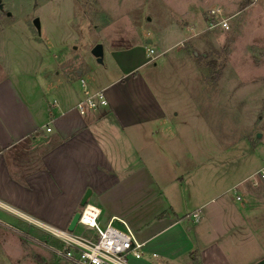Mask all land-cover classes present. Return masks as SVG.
Returning <instances> with one entry per match:
<instances>
[{
  "label": "rangeland",
  "instance_id": "obj_1",
  "mask_svg": "<svg viewBox=\"0 0 264 264\" xmlns=\"http://www.w3.org/2000/svg\"><path fill=\"white\" fill-rule=\"evenodd\" d=\"M0 3V97L12 96L41 116V97L47 85L81 69L83 76L95 79L103 76L109 83L131 77L136 92L143 91L144 83L162 99L169 112L178 114L179 119L168 127V134L151 136V127H140L139 143L135 141L140 156L139 179L117 185L106 195V203L116 207L124 201L126 206L131 205L128 197L135 196L137 193L133 192L139 191L138 188L146 187L148 179L161 188L192 176H201L203 182L228 184L251 174L264 159V139L256 146V159H247L244 154V145L258 143L262 136L256 135L264 132V0H0ZM34 18L39 20L40 34L33 26ZM222 19L227 21V30L218 25ZM191 35L195 36L186 44L176 43ZM96 44L102 45V64L91 55ZM149 50L153 52L150 55ZM68 81L79 89L77 76ZM52 96L44 94V102L51 103ZM71 112L78 113L76 108ZM118 143L105 142L104 146L119 153L120 137ZM89 144L93 156L100 159L96 144L92 141ZM236 144L238 151L234 149ZM27 145L30 146L29 139L18 146L16 163L29 167L34 161L30 162L27 153H21ZM203 157L206 161L211 159L209 168L203 166ZM62 161L66 163L64 166L54 165L55 168L47 170L45 180L78 183L81 177L68 167V155ZM123 162L121 157L114 161L119 166ZM78 174L81 176V172ZM86 178L85 190L88 186L93 190L95 186L88 202L98 205L96 188L106 187L104 179L100 178L97 185L99 177L93 168ZM250 181H254L253 177ZM50 192L48 184H44L45 199ZM80 209L78 205L76 210ZM113 227L123 231L117 223ZM29 228L26 222L0 210V264L50 262V249L43 246V239L51 236ZM74 232L88 235L79 226ZM42 251L45 256L40 255Z\"/></svg>",
  "mask_w": 264,
  "mask_h": 264
},
{
  "label": "crops",
  "instance_id": "obj_2",
  "mask_svg": "<svg viewBox=\"0 0 264 264\" xmlns=\"http://www.w3.org/2000/svg\"><path fill=\"white\" fill-rule=\"evenodd\" d=\"M189 29L193 31L191 26ZM194 36L176 43L184 45ZM182 54L186 55L184 50ZM72 71L74 74L66 73L61 81L47 85L41 97V116H36L30 107L12 96L0 97V204L10 209L12 214L0 210L20 222H26L31 226L29 229L40 232V235L47 232L43 227L29 223L27 218L39 225L67 231L85 191L90 189V197L93 195L95 186L93 190L89 186L85 190L88 185L86 177L93 168L99 177L96 184L103 177L106 187L96 188L100 204L87 203L100 210L101 225L113 220L112 224L123 227L118 220L124 221L136 239L143 243L142 259L131 261L132 264H192V257L198 260V264H264V183L250 181L264 165V159L251 174L223 185L221 181L203 182L201 176H192L182 177L178 182L161 188L148 179L150 183L143 188L144 191L140 188L139 191H131L137 193L128 197L131 205L126 206L124 201L116 207L110 205L105 202V197L118 188L117 185L139 179L140 156L135 141L137 139L139 143L140 127H151L149 134L158 137L168 134V127L174 126L179 116L169 112L162 105V99L157 98L144 83L143 91H134L131 77L109 83L106 78L102 79L103 76L95 79L83 76L81 69ZM74 75L79 80L83 79L90 91L103 90L108 108L83 116L71 112L83 98L81 86L77 89L68 81ZM46 93H52L51 103L44 102ZM46 127L50 128L49 132ZM114 134L117 140L112 138ZM260 135L258 143L244 145L247 159L257 158L256 146L264 139V132L261 131ZM119 137L120 151L114 153L105 142L119 145ZM26 139L30 140V146L22 148L21 153H27L30 162L34 161L29 167L16 163L18 146ZM90 141L96 144L100 159L93 156ZM123 141L125 145H122ZM126 146L128 148L124 150ZM236 146L234 149L238 151ZM57 152L60 155H55ZM67 155V165L81 177L80 181H46L44 175L47 170L64 166L66 163L62 158ZM120 157L124 160L121 166L114 163ZM55 158L57 164H54ZM202 160L203 166L209 168L211 159L206 161L203 157ZM44 184H48L51 190L47 199ZM140 200L145 202L141 204ZM143 206L145 208L141 209ZM196 213L199 219L195 222L192 215ZM23 234L30 237L26 232ZM47 237L43 239V246L50 249V262L44 260L43 264H61L54 253L63 248L61 242L52 236ZM153 254L156 258L152 257ZM40 255L45 256V253L42 251Z\"/></svg>",
  "mask_w": 264,
  "mask_h": 264
},
{
  "label": "built area",
  "instance_id": "obj_3",
  "mask_svg": "<svg viewBox=\"0 0 264 264\" xmlns=\"http://www.w3.org/2000/svg\"><path fill=\"white\" fill-rule=\"evenodd\" d=\"M253 2L257 0H251ZM212 14L217 18L218 15ZM218 25L223 29H228V24L225 19L218 22ZM152 50L148 54H152ZM83 92V98L75 105L79 115L95 113L108 108V100L103 90L90 91L86 87V82L83 79L79 80ZM49 132L50 128L46 127ZM255 184L264 183V165L253 175ZM239 200L240 198L237 197ZM0 209L12 214V211L0 204ZM80 216L77 221V226L81 227L88 235L76 234L68 231H59L44 225H39L20 216L23 219L33 223L34 225L43 227L44 230L52 237L58 239L62 244V249L56 250V257L63 264H132L131 261H138L143 256V243H140L131 229L124 221H119L123 226V231L113 227L110 220L106 225L99 223L100 210L91 205L86 204L80 209ZM193 221H198V214L192 215ZM156 258V255H152Z\"/></svg>",
  "mask_w": 264,
  "mask_h": 264
},
{
  "label": "water",
  "instance_id": "obj_4",
  "mask_svg": "<svg viewBox=\"0 0 264 264\" xmlns=\"http://www.w3.org/2000/svg\"><path fill=\"white\" fill-rule=\"evenodd\" d=\"M2 9V4L0 3V10ZM33 26L35 27L36 31L38 34H40V24H39V20L38 18H34L33 21ZM91 55L95 58L96 62L98 64H102L103 63V49H102V45L100 44H96L92 49H91ZM260 134H257L256 137L257 138H260ZM91 195V190L90 189H87L79 203V207H83L87 204L88 202V199ZM80 216V212L79 211H76L70 222H69V225L67 227V231L68 232H73L76 228V225H77V221H78V218Z\"/></svg>",
  "mask_w": 264,
  "mask_h": 264
},
{
  "label": "trees",
  "instance_id": "obj_5",
  "mask_svg": "<svg viewBox=\"0 0 264 264\" xmlns=\"http://www.w3.org/2000/svg\"><path fill=\"white\" fill-rule=\"evenodd\" d=\"M217 78L218 77L215 78V81H217ZM191 260H192V262H191L192 264H198V260L195 257H192Z\"/></svg>",
  "mask_w": 264,
  "mask_h": 264
}]
</instances>
